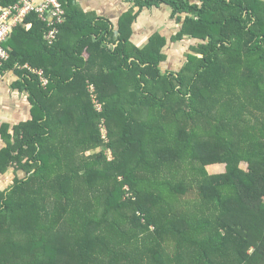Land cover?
Segmentation results:
<instances>
[{
    "label": "trees",
    "instance_id": "obj_1",
    "mask_svg": "<svg viewBox=\"0 0 264 264\" xmlns=\"http://www.w3.org/2000/svg\"><path fill=\"white\" fill-rule=\"evenodd\" d=\"M58 1V42L33 14L6 45L33 119L0 131V174L17 176L0 190V264H264V0H135L185 16L174 43L200 42L165 74V38L138 50L133 17L115 40Z\"/></svg>",
    "mask_w": 264,
    "mask_h": 264
},
{
    "label": "crops",
    "instance_id": "obj_2",
    "mask_svg": "<svg viewBox=\"0 0 264 264\" xmlns=\"http://www.w3.org/2000/svg\"><path fill=\"white\" fill-rule=\"evenodd\" d=\"M137 1L145 2L146 0ZM198 1H192V3H198ZM75 5L84 14L94 15L98 20L108 22L112 27V30H110L112 32H104L103 36L112 33L114 34L115 40L119 37L120 20L127 15L133 17L135 20L130 27L128 43L138 50L144 49L154 35L165 38L168 45V39L163 33V30H167L168 28H182V23H179L180 16L177 15L174 17L171 8L165 5L152 9L147 7L141 8L135 0H76ZM108 43L107 48L113 50L114 46L110 42ZM163 54L166 56L164 51ZM86 57L88 55L84 53L83 58L87 59ZM20 82V76L15 72H8L3 79H0V131L5 126H9L12 131L14 128L28 123L33 119V106L28 94L21 92L16 87ZM6 148L7 144L0 136V152ZM15 173L12 170L7 175L0 174L1 191L3 189L5 190V186H7L6 182L15 176ZM19 177H21V173Z\"/></svg>",
    "mask_w": 264,
    "mask_h": 264
},
{
    "label": "built area",
    "instance_id": "obj_3",
    "mask_svg": "<svg viewBox=\"0 0 264 264\" xmlns=\"http://www.w3.org/2000/svg\"><path fill=\"white\" fill-rule=\"evenodd\" d=\"M224 1L229 2L230 0ZM33 14L37 15L38 19L49 28L46 35L48 45L52 47L54 43L58 42L59 32L57 27L65 23L66 14L58 0H20L17 5L8 9H4L0 5V79L5 77L6 73L3 70L12 59L11 51L6 48L7 43L11 40L16 29L28 27L25 22ZM16 69L29 70L40 78L44 86L50 84L46 73L42 70H36L29 65H17ZM96 111L98 113L102 112L100 104L96 103Z\"/></svg>",
    "mask_w": 264,
    "mask_h": 264
},
{
    "label": "rangeland",
    "instance_id": "obj_4",
    "mask_svg": "<svg viewBox=\"0 0 264 264\" xmlns=\"http://www.w3.org/2000/svg\"><path fill=\"white\" fill-rule=\"evenodd\" d=\"M179 19L182 21L185 20V16H180ZM181 23V22H179ZM181 29V28H180ZM180 29L177 28H168L167 30H163V33L166 35V38L168 39V45L167 48L164 50L167 56V62L162 64L161 69L162 73L165 74L166 72H180L183 70V68L186 66L187 61H188V56L194 54L192 52V49L197 46V44H200L198 41H192L189 39H184L181 42L174 43L173 38H176L178 35ZM195 55V54H194ZM87 58V57H86ZM103 137H106V131L102 132ZM103 152L102 149H98L96 152H92L87 154V156H92L94 154H99ZM240 169L245 173L248 174V166L246 164H242L240 166ZM206 171L209 175V177H220L224 176L226 173V168L223 165H215V166H210L206 168ZM16 174V173H15ZM16 176V175H15ZM13 176L11 179H8L7 186H5V190L3 189L4 192L12 186L15 182L16 177ZM26 175L21 174L22 178H25ZM20 178V177H19Z\"/></svg>",
    "mask_w": 264,
    "mask_h": 264
}]
</instances>
